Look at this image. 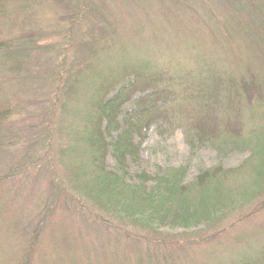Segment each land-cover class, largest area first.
Here are the masks:
<instances>
[{
    "label": "rangeland",
    "instance_id": "1",
    "mask_svg": "<svg viewBox=\"0 0 264 264\" xmlns=\"http://www.w3.org/2000/svg\"><path fill=\"white\" fill-rule=\"evenodd\" d=\"M263 1L0 0V105L8 109L0 129V264H141L149 241L172 251L198 241L181 264L264 262L263 92L228 109L208 98L216 82L244 75L264 86V38H253L264 33ZM254 14L247 33L243 23ZM142 68L166 69L186 88H179L186 115L174 126L134 127L139 156L123 167L108 146L105 171L124 183L102 182L89 144V118L103 96L95 83L102 75L125 81ZM229 116L240 134L224 133ZM216 120L221 136L186 131L189 121ZM219 166L223 172L182 193L184 205L195 202L209 220L163 222L150 206L151 226L140 214L134 219L139 199L129 186L166 192L171 169L184 168L189 185ZM143 173L154 178L144 183Z\"/></svg>",
    "mask_w": 264,
    "mask_h": 264
},
{
    "label": "trees",
    "instance_id": "2",
    "mask_svg": "<svg viewBox=\"0 0 264 264\" xmlns=\"http://www.w3.org/2000/svg\"><path fill=\"white\" fill-rule=\"evenodd\" d=\"M240 7H242V5ZM263 9L264 4L261 6V10ZM238 10H240V8L236 9V11ZM254 15L255 16L251 19V23L248 22L247 19L243 23L246 25L245 31L247 33L250 31L249 29H254V24H252V22L254 21L256 23L259 18L257 14ZM242 16H245V14H242ZM260 18H262V15H260ZM253 35H255L253 38H256L257 40L264 38V33L261 35L254 33ZM249 37H251V35ZM1 44L2 43H0V45ZM167 71L168 70L166 69L163 70V68L161 70H150L144 68L140 70L135 69V71L125 74V78L126 76H129V74H133L132 77H128L125 81L121 80L117 76L109 78V76L102 75L95 83L96 94L99 95L100 92H103V96L99 102H97L99 110L97 117L92 115L89 118V144L93 151L95 161H97L96 166L100 169L99 177L102 179V182L104 179L107 182L119 183L122 181V183H124V176L122 177L117 172L111 170L105 171L104 163L108 146L113 145L114 152L118 157L120 165L123 167V165L126 164L129 155L132 157L134 156L135 158L139 156V144L134 143L131 139L134 127L139 129L149 128L153 122L158 120L167 121L174 126V124L177 123V117H179L180 114H185L184 102L181 101L182 92L179 88L184 91L186 88L182 85L178 86L175 83H171L172 75ZM260 85V82L257 81V77L253 75L251 79L244 75L235 83L230 84L216 82V86H214V89L208 98H213V103L218 105L220 108L226 107L228 109L234 105L235 99H238V102L241 105L246 101H254V98L258 95L257 93H260L261 91L264 96V86L262 84V87H260ZM233 87H235L236 90H233ZM218 92L220 93L218 94ZM134 95L136 96L132 99ZM260 96L262 97L261 94ZM128 101H133L134 107L125 110L124 105ZM240 101L244 102L241 103ZM7 113L8 109L0 105V129L3 120L7 117ZM122 116L124 117L125 122L121 119L124 123L120 124L118 118ZM104 121H106L105 126L103 125ZM221 121L224 123L223 131L225 134L228 135V132L232 130L235 131L237 135L240 134L241 129L235 128V126L239 123L236 122V120L233 122L231 116L224 119V121ZM91 122H93V125ZM212 122L215 123L213 127L211 126ZM219 123L220 120H216V122L208 121L204 123H193L192 121H189L186 126V131L189 135L194 134L199 139H204V137H207V134H212L216 137L215 133H220ZM116 129L120 133L117 134L116 139H114L111 143L107 139V133H112ZM192 130H195V132H192ZM171 171V175L163 177L166 181L164 186L166 192H164V190L161 192L160 185L157 190L154 189L153 191L148 192L145 191L144 188L140 190L129 186L128 194H131L134 199H139L136 203V207L133 208L135 210L131 211L134 219L137 221L138 219H141L137 216V214H140L144 216V219L141 220L144 221L147 226H151L149 221H153L155 216L153 213H149L146 216V213L148 212L146 211V208L150 206L152 210L154 209L158 216L160 214L163 222L166 221L163 218L166 219L169 215H172L171 218L175 222L182 223L184 226L187 225V227L196 223L195 221H202L204 219L209 220L213 214H209L199 209L197 205H194L195 202H193L192 205L188 202V205L185 206L183 203L184 199L182 193L189 190V188L195 184L200 186L203 185V183L208 179L216 176L224 170L220 166L204 170L198 175L197 180L189 185L182 184L184 168L171 169ZM140 176L144 177V183H147L149 179L154 178L148 173H143ZM157 192L160 193H158L156 197L155 194ZM127 207L130 206L126 204V209H128ZM162 210L163 213L161 214L160 212H162ZM193 220L194 222H192ZM218 232L222 233L223 230L219 229ZM150 243L151 242L149 241V246H147L148 248L145 247L149 256L141 261V264H181V254L191 252L193 247L200 245L198 241H185L182 249L172 251L171 249L165 247H157L155 249L151 248ZM192 244H194V246ZM258 264H264V262Z\"/></svg>",
    "mask_w": 264,
    "mask_h": 264
}]
</instances>
